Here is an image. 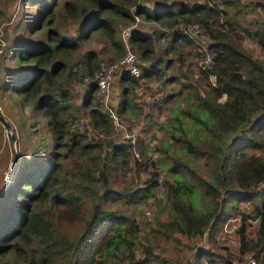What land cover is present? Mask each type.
<instances>
[{
  "label": "trees",
  "instance_id": "trees-1",
  "mask_svg": "<svg viewBox=\"0 0 264 264\" xmlns=\"http://www.w3.org/2000/svg\"><path fill=\"white\" fill-rule=\"evenodd\" d=\"M135 1H37V13L26 24V31L31 34L43 26L51 28L45 41L17 48L19 70L10 85L13 92L20 94L22 102L36 99V108L47 117L54 142L48 162L37 163L32 158L28 169L23 166L0 196V264H37V261L51 264L58 259H62L63 264H153L150 243H145L139 254L136 253L135 240L141 230L123 208L111 209L96 203L84 229L75 237L57 231L54 226V221L67 225L83 220L81 200L73 189L77 192L82 181L95 179V172L106 182L112 164L128 167L129 154L138 148L139 139L134 145L113 144L103 152L104 146L112 145L109 140L105 144L90 140L79 131L68 133L67 116L64 118L62 111L70 96L59 82L63 77L68 81L94 74L99 62L96 51H85L74 70L68 58L80 48L79 40L84 41L95 32H101L120 55L125 52L124 43L116 37L113 19L120 17L125 23L133 21L134 13L127 4ZM220 4L226 9L208 2L190 4L181 0H162L151 9L137 7L138 15L144 13L146 18L165 21L169 26L179 23L175 29L162 34L171 44L181 40L190 42V30H181L178 26L198 22L203 34L210 39L208 49L214 57L213 62L201 70L202 82L197 78L193 83L186 77L181 83L191 101L176 115L173 126L177 128L170 137L173 142L157 146L161 163L168 166L167 176L158 180V173L153 171L152 177L145 180V186L112 194L106 189L102 196V199L120 198L126 204L139 203L154 192L160 181L169 198V218L158 221L160 231L187 238L206 234L211 244H214V230L227 203L235 207L231 204L233 200L264 197V62L243 42L245 38H255L264 52V0L250 5L241 0H220ZM257 10L260 15L256 23H240L239 13ZM69 19L78 23L77 33L72 37L60 33L56 24ZM130 38L142 49V56L151 62L142 67L138 77L123 74L121 79L132 87L138 78L153 73L159 77L162 61L148 54L152 43L149 35L133 32ZM169 64L168 59L165 65ZM210 74L215 75L214 83L209 81ZM56 80L59 85L51 94L49 87ZM94 91L95 84H88L83 106H89L90 125L108 132L112 127L111 117L93 104ZM178 93L181 95L182 90L178 89ZM223 95L225 99L221 101L219 98ZM123 96L119 109H133L136 103L129 88L123 89ZM62 149L68 152L74 149L77 153L72 173L67 172L73 185L69 182L70 188L64 192L55 190L63 171ZM140 154V160L133 156L138 166L143 153ZM192 158L203 160L209 178L199 171ZM46 202L48 205L40 207ZM253 212L254 218L259 220L256 238L247 237V225L242 217L237 232L238 248L218 255L219 264H231L233 259L239 260L250 252L259 257L264 251V198L256 203ZM211 252L199 245L192 253V264L214 263L215 253ZM19 257H22L20 261ZM262 259L264 262V254Z\"/></svg>",
  "mask_w": 264,
  "mask_h": 264
},
{
  "label": "rangeland",
  "instance_id": "rangeland-1",
  "mask_svg": "<svg viewBox=\"0 0 264 264\" xmlns=\"http://www.w3.org/2000/svg\"><path fill=\"white\" fill-rule=\"evenodd\" d=\"M37 1L0 0V196L15 179L23 166L25 169H28V163L32 158H35L37 163H47L49 151L54 142L47 124V117L43 114L42 110L36 108V99L22 102L20 94L13 92L11 90L12 85H10L19 70L16 59L17 48L20 45L39 44L45 41L47 31L51 28L50 26H43L42 29L37 32L32 31L31 34L26 31V24L37 13V5L39 4ZM111 1L116 2V0ZM161 1L136 0L133 4H127V6L134 13L135 17L138 15L136 9L139 5L151 9ZM171 1L173 0H168V2ZM181 1L190 4L209 1L218 5V7L226 9L224 5L220 4V0ZM241 1L250 5L258 0ZM258 13V10L250 13H239L238 18L241 24L249 23L250 21L254 24L256 23V18L260 15ZM134 17L133 21L129 23H125L126 21L120 17L113 19L116 37L124 43V53L130 50L136 54L142 69V67H146L151 63L150 59L142 56V49L139 48L138 44L132 43L130 37L133 32L149 35L152 43L148 54L151 57L158 56L161 58L162 68L159 71L161 75L158 77L153 73L149 77L138 78V82L131 87V85H128L126 81L121 79L123 76L121 73L122 67L118 68L111 83V88L108 91L109 93L98 92L95 88L93 104L95 103V106L104 112H107L108 108L111 107L119 118L128 123L129 128L137 133L140 141L136 150L137 152L134 151L129 154L128 167H123L114 162L107 174L108 180L106 182L98 172H95L96 178L82 181L81 186L76 188L77 192L72 187L73 193L80 197V210L83 220L67 225L54 221L55 229L59 232L67 233L70 237H75L84 229L94 205L100 202L103 206L110 207L111 209L117 207L123 208L124 212L134 219L141 230L138 234L139 237L135 240L136 253L139 254L145 243H150L154 253L150 257L151 263L192 264V253L201 245L203 249L215 253L213 255L216 259L215 262L209 264H219L218 255H224L228 251H235L238 248L237 232L242 217L245 218L247 225V237L251 240L256 238L255 232L259 220L258 218H254L253 207L256 203H259L261 198H264L263 196L260 199L256 197L251 201L239 202L233 200L231 204L233 203L235 207L229 206L230 203H227V208L224 214L221 215L214 230V244L208 241L206 234L200 238H187L185 235L177 233L164 234L162 230L160 231L161 228L158 221H167L169 218V198L160 181L159 185L153 189L154 192L150 193L146 199L141 200L139 203L126 204L120 198H110L109 196L102 199L106 189H109L110 194H112L119 191L126 192L134 187L145 186V180L152 177L153 171L158 173V180H161L165 175L167 176L166 170L168 166L161 163V154L157 150V146L173 142L170 137L171 133L177 128L173 126L174 122L177 121L176 115H180L183 106L191 101V99H188L189 95L186 93V88L181 83L186 77L193 83L196 82L197 78L200 82L203 81V74L201 73L203 69V55L206 51L210 52L208 49L210 39L203 34L202 28L200 32L197 31L198 33L190 29V42L181 40L175 44H171L162 34L175 29L179 23L176 26H169L165 21L146 18L144 13L137 16L139 17V21L137 22ZM56 24L59 32L63 35L72 37L77 33L78 23L73 19L67 21L61 20V22H56ZM128 26H131L129 33L128 35H124L123 30ZM194 29L196 30L195 27ZM243 42L252 49L255 57L264 62V52L255 38H245ZM79 43L81 44L80 48L71 53L68 58V63L73 65V70L77 68L76 62L78 59L88 50L96 51L99 62L102 61L107 64L117 62L124 54L120 55L116 47H113L101 32H95L88 39L84 41L79 40ZM168 59L170 64L165 65ZM87 76L93 77L94 74H84L82 77L68 81L65 77L59 80L70 96L69 100L65 102V107L62 111L64 118L67 116L66 126L68 133L73 132L70 131L71 127H74V131H78V128L75 126L80 122L90 125L88 117L89 106H83V100L87 94L88 84L85 81V77ZM211 77L212 74L209 75V81L211 83L215 82ZM58 85L57 80L53 82L51 87H49V93L53 94ZM125 87L129 88L130 96H132L136 106L133 109L120 110L119 107L124 99L123 89ZM178 89L182 90L181 95L178 93ZM100 129L105 131L102 127ZM105 133L107 135L106 138L100 141L105 143L106 140H109L111 142L109 143L112 145L104 146L103 152L109 150L113 144H121L118 142L120 137L115 128L111 127ZM72 151L68 152L67 149L61 150V153H64L62 156L63 171L59 177L58 185L55 187L56 191L64 192L69 189V182L73 185L71 177L67 174L69 171L72 173L73 160L77 154L74 149ZM140 153L143 154L141 165L138 166L135 163V159L138 156L141 157ZM143 155L149 158L146 159ZM191 161L202 174L209 178L206 170L207 167L203 165L202 159L192 158ZM262 185L264 186V183ZM46 205H48V202L41 204L40 207L43 208ZM247 254L254 255L252 252ZM262 254H264V251L260 253L259 257L255 256L260 262L263 260ZM21 259L22 257L18 258L19 261ZM235 261L237 259H233L232 263ZM39 263L41 264V262L37 261V264ZM51 264H63V261L62 259H58Z\"/></svg>",
  "mask_w": 264,
  "mask_h": 264
},
{
  "label": "built area",
  "instance_id": "built-area-1",
  "mask_svg": "<svg viewBox=\"0 0 264 264\" xmlns=\"http://www.w3.org/2000/svg\"><path fill=\"white\" fill-rule=\"evenodd\" d=\"M209 5L213 6V3L208 1ZM138 16V15H137ZM135 16L136 22L139 21V17ZM196 28V30L194 29ZM131 26L125 27L123 30L124 35H128ZM181 30H190L193 29L196 33L200 32L201 25L198 22L192 23L188 26H178ZM198 31V32H197ZM213 54L206 51L203 55V65L202 68H206L211 62H213ZM122 67V68H121ZM118 68H121V73H128L129 75L138 77L141 74V65L135 53L130 50H127L126 53L122 55V57L115 63L107 64L105 62H99L96 72L94 76L85 77V81L87 84H95V88L98 92H108L111 88V83L113 82L115 72ZM213 81L215 80V75L212 74ZM214 83V82H213ZM109 93V92H108ZM108 95V94H107ZM225 99V95L220 97L219 99L223 101ZM107 113L110 115L112 120V127L115 128L119 133V143L121 144H129L134 145L137 142L138 135L137 133L129 128L128 123L123 121L118 117L117 113L111 107L108 108ZM75 127L78 128L79 132H82L87 136L90 140H101L106 138V133L104 130L96 127H92L85 122L78 123ZM74 127L70 128V131H73ZM136 153V152H135ZM136 156V155H135ZM140 160L139 156L137 157ZM232 264H264V262H260L257 258L252 254H247L243 256V258L233 262Z\"/></svg>",
  "mask_w": 264,
  "mask_h": 264
}]
</instances>
